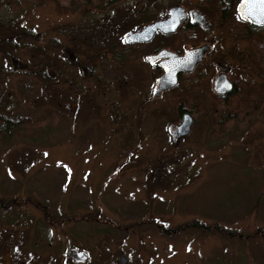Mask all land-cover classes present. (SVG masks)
<instances>
[{
	"label": "rangeland",
	"instance_id": "1",
	"mask_svg": "<svg viewBox=\"0 0 264 264\" xmlns=\"http://www.w3.org/2000/svg\"><path fill=\"white\" fill-rule=\"evenodd\" d=\"M221 1L0 0V117L26 121L0 134V201L16 203L0 209V264H264V30L221 22ZM175 5L209 14L214 47L156 98L139 58L194 44L179 33L130 51L124 38ZM212 62L232 68L246 113L235 97L214 106ZM179 106L196 111L181 141Z\"/></svg>",
	"mask_w": 264,
	"mask_h": 264
},
{
	"label": "flooded vegetation",
	"instance_id": "2",
	"mask_svg": "<svg viewBox=\"0 0 264 264\" xmlns=\"http://www.w3.org/2000/svg\"><path fill=\"white\" fill-rule=\"evenodd\" d=\"M240 2H241V0H238V1H236V0H222L218 4L219 7L217 8L219 10V13H220L219 14L220 21L224 22V21H227V19L230 18V17L231 18L237 17L240 21L244 22L248 26L249 29H251V28H253V29L262 28L264 30V26L262 27V26H259L257 24H254L249 19L243 18L241 16V14L237 10ZM175 6H180V5H175ZM182 8H184L185 11H186V18L182 21L180 26L174 32L166 34V33H163L161 31L157 30L155 35H154V37L152 38V40L150 42H147V43H134V44L126 43V38L129 35H131L133 33H136V32H140L145 27H147V26H149V25H151V24H153V23H155L157 21H162V20H165L166 18H168V12L170 10L169 9L167 14H166V16H164V17H156V18H154L151 21L148 20V21L145 22L144 26L139 27L136 31H133V32L129 33L128 35H126L125 38H124V43H125V46H126L125 50H130L131 51V50L136 49V48H143L145 46L151 45L154 42V40L158 39V38H160V39H162V38H164V39H172V41H173L174 39L179 37V31H180V29L182 27L188 26L190 29L193 28L192 33L194 34L193 35L194 38H196L198 35L201 36V34L205 35L211 28L216 27L213 19L209 16V14L203 8L195 7L193 9H191V10H189L186 7H182ZM194 12L200 13L202 16H204L205 20L202 21V22L196 20L194 18V16H193ZM131 23L134 24V20L133 19H131ZM204 38H205V36L202 37V38L200 37L199 40H198L199 45L193 46L192 48L187 49L185 51L183 49L180 50V49L175 48V46L172 45V44H164V43H160L159 42L154 47H152L151 50L146 53V55H144L141 58H139L140 62L142 63V65L143 64L147 65L148 68L150 69L151 74L156 76L154 78V83H155V79L163 74V69L159 66V64L162 62V59L161 60H157L154 63V65H152L147 60L148 56H154V55L158 54L161 50H167V51L173 52V53H175L177 55H183V54H185V52H187L189 50H193V49L199 48V47L204 46V45L207 46V52H206V54L204 56L203 61L195 67L194 71L192 73H190V74L182 73V74L178 75V83H177V86H178L179 81H181L185 77L186 78H190L191 76H194L196 73H198V71L201 70V66L203 65V63H205L207 59H210L211 50L214 47L213 46L214 44H213V42H209V41L204 40ZM124 57L125 58H130L131 55H128L127 52H126ZM14 61L12 62L13 63L12 69L14 68V66L19 68L20 64L16 63V61L14 62ZM212 63H213V69H214V73H213L214 77H213V79H210L211 83L208 84V87H207L208 91L207 92H208L209 96H211L212 98L215 99V105L214 106L218 105L217 107H225L226 105H228L227 100L229 98L231 99L233 97H235V99H239L238 101L241 103L242 101L238 97L240 95L239 88L237 87L236 81L232 77V68L229 67L228 65L222 64L221 62H212ZM81 70L83 71L84 69L81 68ZM86 73H88L89 77L92 76V71L90 69H87ZM221 74H224L226 76V78L228 79L229 83L231 84V89H230V91L226 92L225 94L219 95V94H217L214 91L213 83H214L215 79L217 78V76H219ZM176 87H174V88H176ZM174 88L158 92V85H156V83H155V93H154L155 97L159 98V97H161L162 94L170 92ZM195 112L196 111L192 107L191 108L190 107L189 108H183V109H180V110L177 107V111H176V115H175V123H176V125L179 124L182 121L183 115L186 114V113H188V114H190L192 116L193 124H194V120H195L194 113ZM12 120L15 123L17 121V120H14L13 117H11V116H4L3 115L2 117H0V124H1L0 134L5 133L6 136H9V135L13 134L14 126L13 125H12V127L9 126L11 124ZM175 140H178V139H175ZM181 140H178V141H181ZM42 208L45 209L47 207L43 206ZM0 209L3 210L1 206H0ZM69 254L75 259V261H78L79 258H78V255H77L75 249L71 250ZM79 256H84V254H80ZM15 263L19 264V262L15 261V260H11L9 262V264H15Z\"/></svg>",
	"mask_w": 264,
	"mask_h": 264
},
{
	"label": "water",
	"instance_id": "3",
	"mask_svg": "<svg viewBox=\"0 0 264 264\" xmlns=\"http://www.w3.org/2000/svg\"><path fill=\"white\" fill-rule=\"evenodd\" d=\"M238 12L243 18H247L254 24L264 26V3L260 0H241L238 8ZM193 16L198 21H204L205 18L198 12H194ZM186 18V11L181 6H173L168 12V18L162 21H157L140 32L133 33L126 38V43H147L152 40L157 30L163 33L174 32ZM207 52V46H201L199 48L189 50L183 55H177L167 50H161L154 56H148L147 60L152 65L157 60L162 62L159 66L163 69V74L155 79L156 85H158V92L172 89L177 86L178 75L182 73L190 74L194 71L195 67L200 64ZM214 91L219 94H225L230 91L231 84L224 74L217 76L213 83ZM193 125V118L190 114L183 115L182 121L179 124H172L169 126V133L174 139H184L187 137ZM120 264H126L127 258L122 256L120 258Z\"/></svg>",
	"mask_w": 264,
	"mask_h": 264
},
{
	"label": "trees",
	"instance_id": "4",
	"mask_svg": "<svg viewBox=\"0 0 264 264\" xmlns=\"http://www.w3.org/2000/svg\"><path fill=\"white\" fill-rule=\"evenodd\" d=\"M238 1V0H236ZM192 31H193V28H189L188 26L186 27H182L179 31L180 35H181V43L184 44V43H191V44H194L193 46H196L198 44H196V41L198 42L199 38H200V35H198L196 38L193 37L192 35ZM191 33V35H190ZM255 47L257 45V51H258V54H259V57L262 61V63H264V37L258 42H254L252 43ZM182 50V49H180ZM238 108H236V112H240V113H246L247 110H249L245 104L243 102H239L238 101ZM198 106L200 107V105L198 104ZM179 110L180 109H183L184 107H181L179 106L178 107ZM249 108L251 109V112H254L255 110V104H254V100L253 98L249 99ZM234 109H229V108H222V109H219L218 112H216L218 115H220V118L223 117L225 121L221 122V124H224L226 123V121H230V119H232V113ZM23 123H26V121H23V119H18L16 121V123L13 121L11 122V124L9 125L10 127L13 126H16V125H22ZM30 201L29 200H25L24 203H29ZM13 205V204H16L15 201H11V202H2L0 201V206L2 207V209H8V207L10 205ZM19 204V203H18ZM35 206H37V208H41L42 206L40 205V203H36ZM45 219H50L49 216H48V212H47V209L45 208ZM52 222V221H51ZM53 223V222H52ZM184 230H186V228H197V229H200L203 231V228L205 230H208L209 227H205L204 225H201V224H196L195 222H192V223H189L188 225L186 226H183ZM213 229H210L212 231H215V232H219L220 234H224L226 236H228V238H233V237H236L238 239L241 240V238H243L242 235L240 234H236V233H231L229 231H227L226 229H220L219 227H215L213 226L212 227Z\"/></svg>",
	"mask_w": 264,
	"mask_h": 264
},
{
	"label": "snow or ice",
	"instance_id": "5",
	"mask_svg": "<svg viewBox=\"0 0 264 264\" xmlns=\"http://www.w3.org/2000/svg\"><path fill=\"white\" fill-rule=\"evenodd\" d=\"M261 3H264V0H260Z\"/></svg>",
	"mask_w": 264,
	"mask_h": 264
}]
</instances>
